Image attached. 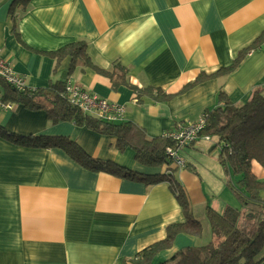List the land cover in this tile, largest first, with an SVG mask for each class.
I'll return each instance as SVG.
<instances>
[{"label":"crops","instance_id":"crops-1","mask_svg":"<svg viewBox=\"0 0 264 264\" xmlns=\"http://www.w3.org/2000/svg\"><path fill=\"white\" fill-rule=\"evenodd\" d=\"M12 1L0 0V57L26 86L68 80L123 107V121L142 128L148 138L200 120L217 106L219 89L241 104L254 87L264 86V40L233 73L201 79L229 67L264 33V0H30L16 23L9 15ZM14 11L20 13L18 7ZM75 41L86 43L95 67L112 72L116 63L123 65L126 82L113 89L109 77L81 63L69 73V59L54 72L47 53ZM148 86L173 97L167 102L135 97L133 88ZM0 127L21 136L67 137L89 157L138 174L165 169L138 164L134 152H119L112 137L69 122L51 124L44 112L19 104L0 109ZM203 140L188 148L198 144L209 151L212 143ZM253 172L264 181V166ZM175 176L193 215L199 208L202 228L210 230L208 192L195 167L179 168ZM217 180L227 189L222 174ZM183 221L165 182L147 185L91 172L61 149L24 147L0 137V264H130L163 240L169 225ZM201 240L179 234L153 264L207 241Z\"/></svg>","mask_w":264,"mask_h":264},{"label":"trees","instance_id":"trees-1","mask_svg":"<svg viewBox=\"0 0 264 264\" xmlns=\"http://www.w3.org/2000/svg\"><path fill=\"white\" fill-rule=\"evenodd\" d=\"M29 1L11 2L9 15L14 23L24 13ZM16 7L20 13L16 14ZM263 40L264 33L248 48L239 52L229 67L221 68L201 79L233 73L246 55L256 51ZM47 55L55 61L54 72L65 59H69V73L81 63L83 67L109 77L113 89L124 84L127 79L128 71L120 63L115 64L112 72L95 67L87 54L84 41L71 42ZM67 81L51 80L46 88L19 91L0 79L2 100L22 105L30 111H42L51 124L69 122L97 134L112 137L119 152L123 153L127 149L134 152V159L138 164L150 168L164 166L165 169L159 174H138L111 161L89 157L77 143L63 136H21L0 127V137L24 147L61 149L73 161L91 172H104L142 181L147 185L167 183L179 203L184 221L169 225L165 238L144 248L130 264H153L161 252L171 248L179 234L194 237L201 235L202 223L193 215L187 192L175 176L179 168L174 166L165 151L167 148L177 149V155L181 157L179 152L182 148H188L205 137L208 139L203 141L212 143L209 151L218 150L216 158L225 187L235 196L240 207L226 206L220 211L207 204L205 217L210 226L211 239L203 245L181 248L168 259L155 264H260L264 260V181L259 180L253 172L254 168L264 166V86L254 87L249 99L241 104L232 103L224 91L219 89L217 106L204 112L201 117L205 121L204 127L199 130L195 140L178 147L168 136L148 138L145 131L132 122L123 119L109 121L83 114L65 95ZM133 92L136 98L147 96L157 102H167L173 97L149 86L135 87ZM187 166L192 167L191 164L185 163L183 169Z\"/></svg>","mask_w":264,"mask_h":264},{"label":"built area","instance_id":"built-area-1","mask_svg":"<svg viewBox=\"0 0 264 264\" xmlns=\"http://www.w3.org/2000/svg\"><path fill=\"white\" fill-rule=\"evenodd\" d=\"M0 79L7 85L14 87L19 91H27L25 79L13 72L9 63L0 57ZM65 95L68 101L76 106L83 114L96 116L100 119L116 121L122 119L123 107L106 102L104 99L89 93L80 86L71 84L67 81ZM13 103L2 100V89L0 88V109L11 110ZM204 118L197 123H187L180 126L175 132L168 135L178 147L186 145L195 140L197 133L204 127ZM205 139H208L205 137ZM167 157L172 161L175 167L183 169L185 162L177 155V149L167 148Z\"/></svg>","mask_w":264,"mask_h":264},{"label":"rangeland","instance_id":"rangeland-1","mask_svg":"<svg viewBox=\"0 0 264 264\" xmlns=\"http://www.w3.org/2000/svg\"><path fill=\"white\" fill-rule=\"evenodd\" d=\"M194 146L193 148H182L179 152V155L187 164H191V170H193V166L196 171L202 178L203 188L208 192V200L210 206H217L218 208L224 209L226 206L232 208H239L240 204L235 196L229 191V189L219 188L218 186V178L219 174H222L219 166L216 168L217 162V153L218 150L208 151V149L201 150L199 147ZM150 168V167H147ZM188 168V166H187ZM151 169V168H150ZM223 175V174H222ZM209 187V188H208ZM212 190V192L210 191ZM198 210V211H197ZM199 208L195 211V217L199 218L201 213L199 212ZM202 222V221H201ZM202 240L201 243L207 239L206 243L211 239L210 230L207 227L202 228L201 234Z\"/></svg>","mask_w":264,"mask_h":264}]
</instances>
